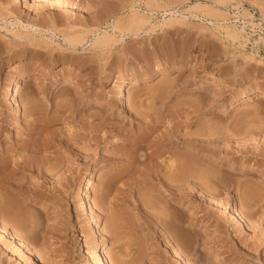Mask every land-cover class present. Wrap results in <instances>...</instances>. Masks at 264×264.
Returning <instances> with one entry per match:
<instances>
[{
	"label": "rangeland",
	"instance_id": "1",
	"mask_svg": "<svg viewBox=\"0 0 264 264\" xmlns=\"http://www.w3.org/2000/svg\"><path fill=\"white\" fill-rule=\"evenodd\" d=\"M263 93L264 0H0V264H264Z\"/></svg>",
	"mask_w": 264,
	"mask_h": 264
},
{
	"label": "bare ground",
	"instance_id": "2",
	"mask_svg": "<svg viewBox=\"0 0 264 264\" xmlns=\"http://www.w3.org/2000/svg\"><path fill=\"white\" fill-rule=\"evenodd\" d=\"M200 9H202L201 7H200ZM210 12V11H209ZM212 13V12H211ZM210 14V13H209ZM208 14V15H209ZM227 29V28H226ZM237 30V29H236ZM227 31V30H226ZM227 34H228V37L229 38H237V34H235V33H231V32H226ZM241 37V36H240ZM106 39H108V37L107 36H104V37H100V38H98L97 40H96V43L97 44H100L101 45V43L103 44V42L106 40ZM238 39V38H237ZM69 42L72 44L73 43V45L74 44H77V43H80V41L78 42V40H74V39H70L69 40ZM23 80V77H21L20 79H19V81H18V83L12 88V90H11V93H10V98L11 99H18V97H19V93H20V89H19V84H20V82ZM214 82H216L215 80H214ZM137 83L138 82H136L135 80L133 81V84H136L137 85ZM216 83H220V82H216ZM132 84H131V82L130 81H128L126 84H125V88H123V89H121V91L119 92V94H118V96H117V99H118V102H119V105L120 106H122V107H124L125 105H126V95H127V91H126V89L129 87V86H131ZM259 99H264V93L262 94V96L259 98ZM241 103H244V100H243V102H241ZM134 110V109H133ZM20 111V108L17 106V108H16V114H18V112ZM135 111V114H136V117L137 118H139L140 119V117L139 116H141V114L137 111V110H134ZM145 121V120H144ZM158 128V126L156 125V124H153V125H150V124H148L147 125V131L144 133V134H142V135H140V137L139 138H135L134 140H128V141H124V146H122V147H119V148H123V147H126L127 145H128V143H130V144H132L133 145V147L134 146H138V147H141V145H142V143L144 144L145 143V141L149 138V137H151V135H153V133L156 131V129ZM173 129V128H172ZM172 132H174L173 130H172ZM173 139H172V141H171V143H175L176 142V138H178V137H176V136H173L172 137ZM157 140V139H156ZM159 141V140H158ZM105 142V141H104ZM160 142V141H159ZM151 143H153V142H151ZM151 143L149 144L150 146H151ZM110 143H108L107 142V145H109ZM160 144V143H159ZM170 144V143H169ZM176 144V143H175ZM132 145H130V146H132ZM145 145V144H144ZM129 146V145H128ZM154 145H152V147H153ZM158 146V145H157ZM132 147V148H133ZM155 147V146H154ZM26 148H27V146H26ZM142 148V147H141ZM149 149V148H148ZM151 149V148H150ZM153 149V148H152ZM120 150V149H119ZM156 152V151H155ZM121 153V152H120ZM119 153V154H120ZM157 153V152H156ZM155 154V153H154ZM149 155H150V153H149ZM148 155V153H147V155L146 156H144V157H146L148 160H150L148 157H151L152 158V156L150 155L149 156ZM157 156H158V153L156 154ZM160 155V154H159ZM116 155H114V154H110V153H108V152H106V154H105V157L104 158H114ZM148 156V157H147ZM154 156V155H153ZM133 157V156H132ZM154 159H155V157H153ZM152 158V160H154ZM136 160V159H135ZM133 161V164H134V162H136V161ZM151 160V161H152ZM146 161V160H145ZM145 161H143V162H145ZM137 162H138V160H137ZM149 162V161H148ZM139 163V162H138ZM143 164V163H142ZM197 164V163H196ZM10 164L8 163V162H1L0 163V172L2 171V169H4V168H7L8 166H9ZM181 166V164H180V162L179 161H176V160H172V161H170V164L167 166V167H165V168H167V171L168 172H170V175H173L174 176V174L176 175V173H178L179 172V169L181 168L180 167ZM184 166H185V164H184ZM161 167V166H160ZM159 167V168H160ZM188 167V166H187ZM186 167V168H187ZM189 167H190V164H189ZM189 167H188V170H190V169H192L193 170V167L194 166H191V168L189 169ZM152 168V167H151ZM156 168V167H155ZM183 168V167H182ZM205 168V167H204ZM184 169V168H183ZM203 169V168H202ZM160 169H158L157 170V172L159 171ZM163 170V169H162ZM185 170V169H184ZM192 170H191V172H192ZM178 171V172H177ZM160 172V171H159ZM153 173V172H152ZM188 173V172H187ZM150 174V173H149ZM190 175V174H189ZM207 175V174H206ZM156 177L157 178H159L160 180H162V178H161V174L160 173H158V174H156ZM165 178V177H164ZM168 178V177H167ZM174 180H173V179ZM170 180L168 179V180H165L166 181V183H165V187H168L169 189H175L176 187H178L179 185H182L181 183H185V185L187 184L188 185V187H194L195 188V185H196V182H197V180H193V179H188V180H186V179H184V177H183V180H182V178H180L181 180H178V179H176L175 180V178H177L176 176L175 177H172ZM207 179V178H206ZM172 180V181H171ZM185 180V181H184ZM184 181V182H183ZM4 182V181H3ZM12 184L13 183H15V180L13 179V180H11L10 181ZM1 184V183H0ZM17 184V183H16ZM16 184H15V186H16ZM199 184V183H198ZM14 185V184H13ZM108 185V184H107ZM110 185V184H109ZM167 185V186H166ZM109 187H111V186H108V188ZM108 188H107V190H108ZM107 195V194H106ZM108 196V195H107ZM45 207V206H44ZM167 210V209H166ZM163 211V210H162ZM164 213V212H163ZM168 213V212H167ZM174 213V212H173ZM176 215V214H175ZM154 217V216H153ZM176 217V216H175ZM174 217V215H172V214H169V215H163L162 213H159V214H157L156 213V215H155V220H156V222H157V225H161V226H164V227H172V225H174L175 226V224H176V218ZM178 218V217H177ZM176 219V220H175ZM189 221V223H191L192 222V219L191 220H188ZM179 222V221H178ZM120 225V224H119ZM173 226V227H174ZM177 226V225H176ZM179 227V226H178ZM188 227H190V224L188 225ZM171 229H173V228H171ZM171 229H170V231H171ZM173 231V230H172ZM174 231H176L175 229H174ZM167 232V231H166ZM168 233H169V231H168ZM171 233V234H170ZM169 234L171 235L170 237H169V240L170 241H172L173 239H175L176 240V236L175 235H177V234H175V235H173L172 234V232H170ZM176 233V232H175ZM185 233H186V231H185ZM187 234V233H186ZM176 237V238H175ZM126 251V250H125ZM124 257L125 258H127V257H129V254H125L124 255ZM120 264H128L125 260H123V262L121 261L120 262Z\"/></svg>",
	"mask_w": 264,
	"mask_h": 264
}]
</instances>
